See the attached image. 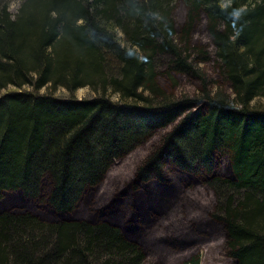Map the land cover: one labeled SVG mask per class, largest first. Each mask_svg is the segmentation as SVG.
I'll use <instances>...</instances> for the list:
<instances>
[{"label":"trees","instance_id":"trees-1","mask_svg":"<svg viewBox=\"0 0 264 264\" xmlns=\"http://www.w3.org/2000/svg\"><path fill=\"white\" fill-rule=\"evenodd\" d=\"M256 97L264 0H0V264L160 263L195 228L231 264H264ZM139 149L132 176L109 175ZM151 182L176 185L160 203L128 194Z\"/></svg>","mask_w":264,"mask_h":264},{"label":"rangeland","instance_id":"rangeland-1","mask_svg":"<svg viewBox=\"0 0 264 264\" xmlns=\"http://www.w3.org/2000/svg\"><path fill=\"white\" fill-rule=\"evenodd\" d=\"M15 10H16V3H13L10 6V11L15 12ZM211 66H212L211 63L206 65V72L211 75L210 77L214 78L215 75L213 76L214 71H213ZM187 83L185 82V85L178 86V90L179 91L184 90L186 92H190L193 86L189 85ZM55 94L60 95V96L70 95V93L63 88L58 89ZM92 94H93L92 91L87 87H81L72 93V95L77 97V98L90 97V96H92ZM112 98L117 99L115 96H113ZM252 104H254L256 106H262V105H264V99L261 97L260 98L256 97L252 101ZM143 154H145V152L142 151V149L136 150L132 154H129V156L127 158H125L121 161H118L113 166V168L109 172V175L110 176L113 175L114 177H116L117 175L123 176V177L124 176H132V173L135 171L136 166L139 163L138 160L144 156ZM172 176H174L175 181H176V179L179 180L177 177L181 178V180H183V181L185 180L183 178L184 176L179 175V174H177V175L172 174ZM119 180H121V179H119ZM170 184L173 187H171V189L169 191L160 190L159 187L155 186L154 182H151L148 185H144L143 189L139 190L138 192L129 193V192H131L130 189H127V191H128L129 195L130 194H131V196L134 195V197L136 196V198H140L143 201H144V198L150 199L153 197L155 198L157 196L156 201H159V203H160V200L163 202V200H165V198H167L170 195L174 186L176 185V183L172 184V182ZM195 185L197 187V183ZM146 188H148V189L146 190ZM200 194H201V198L199 197L198 200H200L202 202V204H204L206 206H209V203L212 204V202L214 200L212 196H209L207 198L202 193V191H200ZM158 196H161V198L159 199ZM130 199L131 198H129V200ZM119 205H121V203ZM135 209H136L135 211H131V212H133V214L134 213L135 214L140 213V211L137 208H135ZM159 209H161V208H159ZM113 212L114 211H112V210H111V212H109L110 213L108 215L109 218H111L113 220V218H115V217H120L121 213H115L116 215H114V214H112ZM143 216L145 217V219H144L145 224L144 223L143 224L145 225V227L151 229V230L150 229L148 230V236H149V238H151L150 235H151V232L153 230V227L156 226V223H157L156 220L157 219L156 218L151 219V221H150V218H151L150 215L147 214V215H143ZM138 218L140 221V219L143 217H141V218L138 217ZM138 218L135 215L133 217H129V218L127 216L126 219L122 217V219L120 220V223H122V225L124 224L123 226H125L129 222V221L127 222V220L129 219L130 222H132L131 223L132 226L134 227L135 224L137 223V222H135V220H137ZM133 219H135V220H133ZM137 228H139V227H137ZM190 232H191V230H190ZM189 234L195 236L197 239H199V237L202 238L203 236H206V237H203L202 239L197 240L193 244H191L189 246H184L182 248H179L181 243H177L178 241H176V240L173 241V239L167 238L166 241L162 242L161 246H165L167 244H170L169 245L170 248L168 247L169 249L172 248V245L177 246L178 249H175L176 251L171 252L167 257L164 258V261L160 262V263H159V259L157 258V256H154V254L149 253L146 255V259H145L143 264H196V263L197 264H231L232 263L231 259L229 257H227L223 252L224 246H225V238L223 236H216L215 237L211 233H209V230L200 231V230H197L196 228H195L194 232L189 233ZM155 236L156 235L152 232V237H155Z\"/></svg>","mask_w":264,"mask_h":264}]
</instances>
